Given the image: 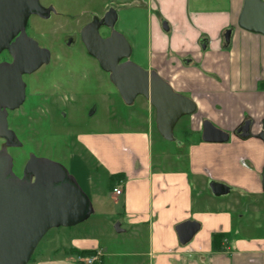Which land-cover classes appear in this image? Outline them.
<instances>
[{
    "label": "crops",
    "instance_id": "0c3cea01",
    "mask_svg": "<svg viewBox=\"0 0 264 264\" xmlns=\"http://www.w3.org/2000/svg\"><path fill=\"white\" fill-rule=\"evenodd\" d=\"M206 1L208 5L203 0L129 1L145 8L146 68L156 69L176 92L195 102V112L182 116L178 126L181 146L188 150L171 157L161 151L154 159L152 138H164L146 99L145 125L78 136L80 148L108 178V195L94 191L92 203L105 197L120 202L119 215L131 230L125 239L132 244L106 251L97 239L73 238L62 258L36 264H80L67 254L73 248L101 251L99 264L105 255L108 264H118L112 257L124 259L123 264H264V233L252 232L256 223L260 226L256 213H264V144L256 137L264 118V36L239 28L243 0ZM162 20L168 23L167 32ZM227 26L235 27L229 52L218 48V32ZM203 35L211 40L210 52L200 49ZM205 119L228 132L229 140L204 142ZM247 119L251 135L236 136L234 131ZM210 180L224 183L229 192L214 196ZM114 187L122 193L115 195ZM185 220L197 221L200 228L181 244L175 226Z\"/></svg>",
    "mask_w": 264,
    "mask_h": 264
},
{
    "label": "rangeland",
    "instance_id": "374dc122",
    "mask_svg": "<svg viewBox=\"0 0 264 264\" xmlns=\"http://www.w3.org/2000/svg\"><path fill=\"white\" fill-rule=\"evenodd\" d=\"M129 1L39 0L44 6L50 5L54 12L46 19L37 15H30L28 19L27 35L40 47L48 49L50 58L34 72L25 74V101L10 113L8 127L16 132L22 145L19 148H7L13 158L12 172L21 177L30 155L53 160L62 165L80 189L88 194L92 212L74 226L49 229L26 264L62 258L63 249L73 238L97 239L106 251H119L125 245L132 244L131 240L125 239L131 230L119 215L120 202L114 203L105 197L100 202L92 203L94 191H104L108 195V178L92 157L80 148L77 140L79 135L118 133L126 125H145L148 116L146 100L137 96L132 104H125L110 81L109 74L88 54L79 35L75 36L91 16L100 14L107 6H113L118 16L114 29L131 46L129 59L146 69L148 51L145 8ZM203 1V5H208V1ZM70 38L73 40L68 43ZM8 57L6 53H2L0 60ZM154 112L153 109L155 117ZM183 120L182 117V121L173 130L174 140L156 136L152 138L151 151L154 159L161 151L171 157L172 154L188 150L187 145L181 146L182 142L178 137V126ZM256 214V222L260 226L257 228L256 223L252 232L264 233V213ZM117 222L126 231L116 232L114 225ZM108 260L105 255L103 264H108ZM110 260L121 264L124 259L112 257Z\"/></svg>",
    "mask_w": 264,
    "mask_h": 264
},
{
    "label": "water",
    "instance_id": "95a60500",
    "mask_svg": "<svg viewBox=\"0 0 264 264\" xmlns=\"http://www.w3.org/2000/svg\"><path fill=\"white\" fill-rule=\"evenodd\" d=\"M54 9L44 8L39 0H0V53L7 51L10 62H0V264H26L44 234L53 227L74 226L92 212L88 196L74 178L59 163L45 157L30 155L22 176L12 172V157L6 147L14 138L8 128L7 110L17 109L25 99L22 76L30 74L47 63L48 49L40 47L25 31L31 14L48 15ZM117 13L109 8L101 18L97 16L82 27L80 39L89 55L109 74L125 104H132L137 96L144 97L155 111V125L160 136L172 141L177 121L195 112V102L176 92L168 81L154 69H143L131 61V46L114 29ZM237 24L240 28L264 35V0H243ZM110 28L109 36L102 38L99 27ZM161 28L169 30L166 20ZM70 43V41H68ZM251 122L245 120L236 130V136L251 135ZM230 134L202 121L201 139L207 143H223ZM264 144V118L256 134ZM20 145V142L18 143ZM264 191V165L261 172ZM208 187L214 196L225 195L229 187L210 180ZM195 220H185L175 226L179 243L186 244L199 230ZM122 232L120 223L114 225Z\"/></svg>",
    "mask_w": 264,
    "mask_h": 264
},
{
    "label": "flooded vegetation",
    "instance_id": "af4514ba",
    "mask_svg": "<svg viewBox=\"0 0 264 264\" xmlns=\"http://www.w3.org/2000/svg\"><path fill=\"white\" fill-rule=\"evenodd\" d=\"M41 4V3H40ZM42 5V4H41ZM44 8H47V7H49L50 5H46V6H44V5H42ZM114 8L113 6H107V7H105L104 9H103V11L100 13V14H97V15H93V16H91L90 18H89V20L88 21H86L82 26H81V28L78 30V32H77V34L75 33V36L76 35H79V38H80V32H81V29H82V27H84L87 23H89L91 20H92V18L93 17H95V16H97L98 18H101L103 15H104V13L109 9V8ZM115 9V8H114ZM116 10V9H115ZM52 12H54V11H51L48 15L46 14V15H42V16H39V15H37V14H31V15H37L38 17H41V18H44V19H46V18H49L50 16H51V14H52ZM117 13V12H116ZM117 18H118V16H117ZM29 19V18H28ZM116 21H117V19H116ZM28 22V21H27ZM116 23V22H115ZM115 25V24H114ZM26 28H27V24H26ZM26 28H25V31H26ZM240 28V27H239ZM242 29V28H241ZM242 30H244V29H242ZM98 31H99V34H100V36L102 37V38H105V37H107V36H109V34H110V28H108L107 26H105V25H101L100 27H99V29H98ZM245 31H247V30H245ZM234 32H235V27L234 26H227V27H225V28H223L222 30H220L219 32H218V48L220 49V50H224V51H227V52H229L231 49H232V47H233V34H234ZM247 32H250V31H247ZM250 33H253V34H258V35H261V36H264V35H262V34H259V33H254V32H250ZM74 38V37H73ZM73 38L71 39H69V41L71 42L72 40H73ZM200 49H201V51L203 52V53H205V52H210V50H211V40H210V38L208 37V35H203L201 38H200ZM2 53H6L8 56H9V54H8V52L7 51H2L1 53H0V55L2 54ZM11 61V57L9 56L7 59H3V60H0V62H10ZM146 69H148V68H146ZM151 69V68H150ZM150 69H148V70H150ZM25 75H23L22 76V79H23V77H24ZM23 81H24V79H23ZM24 83H25V96H26V88H27V84H26V82L24 81ZM24 101H25V99H24ZM23 101V102H24ZM23 104V103H22ZM21 106V105H20ZM19 106V107H20ZM18 107V108H19ZM17 108V109H18ZM16 109H14V110H7V122L9 121V117H10V113H12L13 111H15ZM248 120V119H247ZM245 121V120H244ZM243 121V122H244ZM250 121V120H249ZM242 122V123H243ZM251 122V121H250ZM9 128V127H8ZM10 129V128H9ZM11 130V129H10ZM13 132V131H12ZM14 133V138L9 142L10 143V145L9 146H7L6 147V149L7 148H19V147H21L22 145H21V143H20V145H18V143L20 142L19 140H18V136H17V134H16V132H13ZM4 143H5V139H3V138H0V146H2V145H4ZM12 162H13V158H12ZM22 176V175H21Z\"/></svg>",
    "mask_w": 264,
    "mask_h": 264
},
{
    "label": "built area",
    "instance_id": "2783aa9c",
    "mask_svg": "<svg viewBox=\"0 0 264 264\" xmlns=\"http://www.w3.org/2000/svg\"><path fill=\"white\" fill-rule=\"evenodd\" d=\"M113 193L115 195H120L122 193L121 188L119 187H114L113 188ZM76 262L80 264H95V263H100L101 261V251L96 250L94 254L86 257H81V256H75Z\"/></svg>",
    "mask_w": 264,
    "mask_h": 264
},
{
    "label": "trees",
    "instance_id": "16d2710c",
    "mask_svg": "<svg viewBox=\"0 0 264 264\" xmlns=\"http://www.w3.org/2000/svg\"><path fill=\"white\" fill-rule=\"evenodd\" d=\"M117 179L118 178H120V177H116ZM116 178H111V182L113 183L115 180H116ZM120 179H122V178H120ZM95 253V250H77V249H69L68 251H67V254L68 255H72V256H81V257H86V256H90V255H92V254H94ZM95 264H99V263H95Z\"/></svg>",
    "mask_w": 264,
    "mask_h": 264
}]
</instances>
